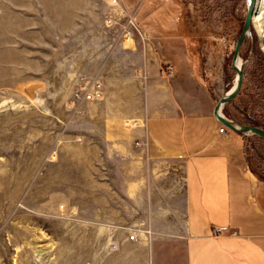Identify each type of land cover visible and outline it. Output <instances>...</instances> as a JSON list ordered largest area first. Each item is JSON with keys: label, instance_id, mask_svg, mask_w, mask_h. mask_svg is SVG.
Wrapping results in <instances>:
<instances>
[{"label": "crops", "instance_id": "1", "mask_svg": "<svg viewBox=\"0 0 264 264\" xmlns=\"http://www.w3.org/2000/svg\"><path fill=\"white\" fill-rule=\"evenodd\" d=\"M152 1L42 0L52 112L63 119L52 160L66 182L53 192L83 194L74 220L100 264H264V180L248 164V136L219 131L217 96L167 46L176 11ZM131 14L143 39L122 21ZM71 43L78 54L65 52ZM97 83V101L77 95Z\"/></svg>", "mask_w": 264, "mask_h": 264}, {"label": "rangeland", "instance_id": "2", "mask_svg": "<svg viewBox=\"0 0 264 264\" xmlns=\"http://www.w3.org/2000/svg\"><path fill=\"white\" fill-rule=\"evenodd\" d=\"M248 1H152V8L176 11L178 33L166 35L167 46L181 49L174 51L176 58L194 68L217 101L237 80L232 60ZM260 2L240 52L242 88L224 107L232 119L264 128V0ZM44 11L42 0H0V264H100L85 257L84 227L74 220L73 206L81 202L83 207V194L53 192L65 189L60 183L66 178L54 176L53 170L52 159L59 155L53 140L61 135L63 119L52 112L49 77L55 55L45 39L54 34L44 25ZM135 18L131 14L122 21L143 39ZM133 19L136 26L130 24ZM73 45L65 52L78 54ZM43 54L48 55L45 67L40 65ZM164 72L174 77L175 66L164 64ZM245 135L248 164L264 180V138Z\"/></svg>", "mask_w": 264, "mask_h": 264}, {"label": "water", "instance_id": "3", "mask_svg": "<svg viewBox=\"0 0 264 264\" xmlns=\"http://www.w3.org/2000/svg\"><path fill=\"white\" fill-rule=\"evenodd\" d=\"M256 2L257 0L248 1L247 15H246L243 27H242V31L237 39L234 53H233L232 67L237 73L236 85L234 86V88H232L229 92L224 94L217 101L215 108H214V116L216 119H218V121H220L222 124L226 125L229 129L233 131H236L242 134H255L259 137L264 138V128L260 126H256V125L240 123L232 118L227 117L223 113V107L238 95L243 85L244 66L241 65L238 68L236 63L240 58V52H241L243 43L246 39V36L250 33V29H251L253 18H254V13L256 11Z\"/></svg>", "mask_w": 264, "mask_h": 264}, {"label": "built area", "instance_id": "4", "mask_svg": "<svg viewBox=\"0 0 264 264\" xmlns=\"http://www.w3.org/2000/svg\"><path fill=\"white\" fill-rule=\"evenodd\" d=\"M109 21L111 23L113 20L110 19ZM130 24L136 26V21L134 19L130 20ZM127 34L130 35V32L127 31ZM169 69L172 70V72L170 71L171 72L170 75L173 76L174 68L172 66H169ZM77 95L81 96L82 98L87 99V100H96V99H99L103 96V90L101 88L100 83H97L96 85H94L93 88L91 87L90 84L89 85L84 84L78 89ZM227 129H228L227 126L222 124L220 126L219 131L221 133H226ZM214 231L217 234H220L223 232L222 229H215ZM134 238H135V234L130 235V239H134Z\"/></svg>", "mask_w": 264, "mask_h": 264}, {"label": "bare ground", "instance_id": "5", "mask_svg": "<svg viewBox=\"0 0 264 264\" xmlns=\"http://www.w3.org/2000/svg\"><path fill=\"white\" fill-rule=\"evenodd\" d=\"M258 3L260 4L261 2H260V0H258ZM259 4L257 5V8H259ZM254 19V22L256 21V17L255 18H253ZM240 58H239V60L237 61V67L239 68L241 65H242V63L240 62ZM235 85H236V83H235Z\"/></svg>", "mask_w": 264, "mask_h": 264}, {"label": "trees", "instance_id": "6", "mask_svg": "<svg viewBox=\"0 0 264 264\" xmlns=\"http://www.w3.org/2000/svg\"><path fill=\"white\" fill-rule=\"evenodd\" d=\"M226 106V105H225ZM226 107H224V113H225V115L227 116V117H229V118H233L228 112H226ZM252 123H254V124H256L255 122H252Z\"/></svg>", "mask_w": 264, "mask_h": 264}]
</instances>
